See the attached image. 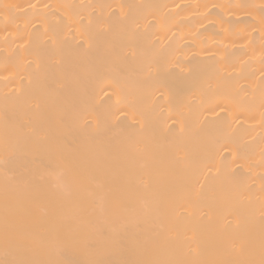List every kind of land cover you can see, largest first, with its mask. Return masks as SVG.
<instances>
[{
	"label": "bare ground",
	"instance_id": "obj_1",
	"mask_svg": "<svg viewBox=\"0 0 264 264\" xmlns=\"http://www.w3.org/2000/svg\"><path fill=\"white\" fill-rule=\"evenodd\" d=\"M0 264H264V0H0Z\"/></svg>",
	"mask_w": 264,
	"mask_h": 264
}]
</instances>
